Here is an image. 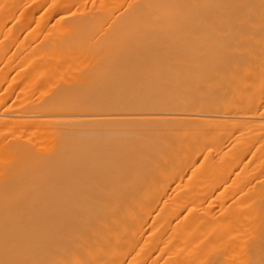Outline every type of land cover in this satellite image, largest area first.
Listing matches in <instances>:
<instances>
[{
  "label": "bare ground",
  "instance_id": "1",
  "mask_svg": "<svg viewBox=\"0 0 264 264\" xmlns=\"http://www.w3.org/2000/svg\"><path fill=\"white\" fill-rule=\"evenodd\" d=\"M18 34L0 264H264V0H0Z\"/></svg>",
  "mask_w": 264,
  "mask_h": 264
},
{
  "label": "rangeland",
  "instance_id": "2",
  "mask_svg": "<svg viewBox=\"0 0 264 264\" xmlns=\"http://www.w3.org/2000/svg\"><path fill=\"white\" fill-rule=\"evenodd\" d=\"M16 31L17 33L18 32H21L22 29H14L13 32ZM22 35L18 34V35H15L14 37L12 36H9V37H6V38H9V39H5L4 37H0V41H2L1 43L3 42H6L5 45L7 46V48L11 49V51L13 52L14 49H16V47L18 46L19 44V38L21 37ZM23 37L20 38V40H22ZM7 41H5V40Z\"/></svg>",
  "mask_w": 264,
  "mask_h": 264
}]
</instances>
